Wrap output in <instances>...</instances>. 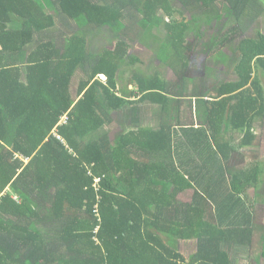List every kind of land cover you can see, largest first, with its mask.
I'll list each match as a JSON object with an SVG mask.
<instances>
[{
	"label": "trees",
	"instance_id": "16d2710c",
	"mask_svg": "<svg viewBox=\"0 0 264 264\" xmlns=\"http://www.w3.org/2000/svg\"><path fill=\"white\" fill-rule=\"evenodd\" d=\"M263 5L0 0V264L246 263L264 185V158L255 153L264 124V34L242 39L241 28L263 16ZM225 11L239 27L210 56L221 60L217 54L241 39L236 81L193 90L204 123L175 130L182 97L175 91L189 81L198 50L188 35L202 39L207 25L225 22ZM54 30L59 36H48ZM138 44L158 47L149 77ZM164 70L178 72L179 85ZM131 73L135 90L126 99L118 81L125 85ZM149 106L157 131L112 140L127 109L133 121ZM242 154L247 167L234 170ZM184 242L193 244L189 256Z\"/></svg>",
	"mask_w": 264,
	"mask_h": 264
},
{
	"label": "rangeland",
	"instance_id": "374dc122",
	"mask_svg": "<svg viewBox=\"0 0 264 264\" xmlns=\"http://www.w3.org/2000/svg\"><path fill=\"white\" fill-rule=\"evenodd\" d=\"M264 4V0H262ZM226 11L223 12V21L229 22L230 25L227 26L225 22H220L216 23L218 26L215 28L214 25L209 26L207 29V32H203L204 35H202L198 39L195 37L194 34L188 35L189 39L187 41V44L189 48L191 46H197L198 50L194 52L192 55V61L190 63V69H189V74L186 75L187 80H189L185 86L179 85V82H176V80L173 78H178V74H174V71H169V70H164L167 73V78L168 80L171 81V84H176L179 85L178 88H176V94L178 96H183L181 99L176 98L175 99V106L180 110V113L184 115H188L189 109H190V104L186 102L188 98L191 97V94L193 90H197V92H209L210 90H216L219 88L222 84L225 83H230L232 81H236V63H237V48L241 42V39H236L234 42L231 44L228 43L227 48L224 50V52L217 54L221 60H217L215 58L216 55H211L210 52H216L219 49V46L221 42H224V35L230 33L232 28H238L239 27V22L236 20L235 17H233L232 14L226 15ZM178 18V17H176ZM206 26V25H203ZM227 26V27H226ZM215 28V29H214ZM247 29L246 32H244L242 39L244 37L248 38H256L258 32L264 34V5H263V16L259 18L258 21H254L250 26L243 24V27L241 28V32H243L244 29ZM60 32L58 33V30L51 31L48 36L50 37H57L59 36ZM101 36L108 41V43L111 42L112 38L111 33H101ZM113 35V34H112ZM221 35V36H220ZM230 36H235V35H230ZM214 38L215 42L211 43L210 40ZM114 40V39H113ZM165 40V39H163ZM153 45H157L154 44ZM109 45V44H108ZM203 45H205L204 49H202ZM157 48V49H156ZM193 48V47H192ZM137 49H143L141 45H137ZM137 51V56L140 57V59H146L148 66H144L142 64L141 71L143 72L144 75H148V70L151 72L152 71V66L154 64H157L156 61H158L156 53L158 52V47L154 46L153 51H146L144 54L140 51ZM156 52V53H155ZM225 62H224V61ZM176 65V64H175ZM166 67V66H165ZM178 67V66H176ZM211 68V70H210ZM125 70L131 72L133 71L128 70L127 68H124ZM205 69V71H203ZM207 70V72H206ZM209 70V71H208ZM131 73L129 77H132ZM262 78L263 86H264V77ZM126 92V91H125ZM183 101V102H181ZM185 101V102H184ZM193 101V99H191ZM203 116V115H202ZM130 113L127 115V118L124 119L123 125L127 126L129 129L130 128ZM189 125H192V122L190 120L187 121ZM116 132L112 136V140L115 139ZM257 137L260 138L261 132L257 131L256 133ZM244 154L246 153L245 151H242ZM249 154V152H247ZM255 153L260 156V159L262 160L264 158V149L263 148H258L255 149ZM244 154L238 155L233 159V169L234 170H239L241 171L242 169H245L247 167V163L244 158ZM250 155V154H249ZM259 159V161H260ZM188 196L189 194H185ZM191 199V196L188 197ZM182 199L187 200V198L182 195ZM255 205H256V216H255V226H256V236L253 237L252 245L250 248V257L246 259V263L242 264H264V259L262 258V251H263V246H264V185L259 188V191L256 193L255 197ZM193 248V244L191 242H184L182 243V250H184V253L189 256L191 254Z\"/></svg>",
	"mask_w": 264,
	"mask_h": 264
},
{
	"label": "crops",
	"instance_id": "0c3cea01",
	"mask_svg": "<svg viewBox=\"0 0 264 264\" xmlns=\"http://www.w3.org/2000/svg\"><path fill=\"white\" fill-rule=\"evenodd\" d=\"M154 48H152L153 51ZM157 49V48H156ZM141 52H146V49H142L140 50ZM159 51V50H158ZM225 62V61H224ZM142 64V63H140ZM160 65L158 66H163L162 63H159ZM179 67V66H178ZM174 74H178V72L174 73ZM147 77H149V75H147ZM179 77V75H178ZM176 80V82H179L178 78H173V80ZM124 82V78L123 77H119V85L124 88V90L126 91L124 96L128 97V93H131L135 90L134 85L132 84V79L129 77L127 78V81L125 83V85L123 84ZM170 81V80H169ZM171 82V81H170ZM188 82V81H187ZM233 82V81H232ZM183 97V96H182ZM182 97H178L179 99H181ZM134 99L136 97H133ZM192 98H188L186 100V102H188L190 104V109L188 112V115H184L182 113H179L178 115H175V119L172 120L171 125L176 129H178L179 127H181L180 123H184L189 125V123H187L188 120H190L192 122V125L197 123L198 126L203 124V120L201 118L202 113H201V108L200 106L197 104V100H193V102H190ZM183 102V101H181ZM185 102V101H184ZM131 109H127V115L130 113ZM156 115H158V113H156L155 111V107H147L146 111H144L141 115H136L133 117V121H129L130 126H132L131 129H127L128 127L123 125L122 120L116 122V127L113 130V132L111 133V135L113 136V133H117L115 136L114 141H116V139L122 135V134H126L128 132H133V131H137L138 133H140L141 131L145 130V131H157L160 127V123H159V118L156 117ZM261 132V136H260V141H261V148L264 149V124L262 125L261 129L259 130ZM245 152H248L246 150H244Z\"/></svg>",
	"mask_w": 264,
	"mask_h": 264
},
{
	"label": "clouds",
	"instance_id": "9594fccd",
	"mask_svg": "<svg viewBox=\"0 0 264 264\" xmlns=\"http://www.w3.org/2000/svg\"><path fill=\"white\" fill-rule=\"evenodd\" d=\"M103 80H104L105 82H107V78H106V77H104Z\"/></svg>",
	"mask_w": 264,
	"mask_h": 264
},
{
	"label": "built area",
	"instance_id": "2783aa9c",
	"mask_svg": "<svg viewBox=\"0 0 264 264\" xmlns=\"http://www.w3.org/2000/svg\"><path fill=\"white\" fill-rule=\"evenodd\" d=\"M98 182H99V180H98Z\"/></svg>",
	"mask_w": 264,
	"mask_h": 264
}]
</instances>
